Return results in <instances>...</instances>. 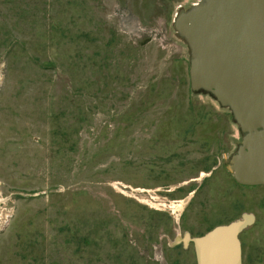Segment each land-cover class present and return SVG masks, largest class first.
Wrapping results in <instances>:
<instances>
[{
    "label": "rangeland",
    "instance_id": "374dc122",
    "mask_svg": "<svg viewBox=\"0 0 264 264\" xmlns=\"http://www.w3.org/2000/svg\"><path fill=\"white\" fill-rule=\"evenodd\" d=\"M196 1L0 0V264H198L246 216L242 264H264L244 133L175 27Z\"/></svg>",
    "mask_w": 264,
    "mask_h": 264
},
{
    "label": "water",
    "instance_id": "95a60500",
    "mask_svg": "<svg viewBox=\"0 0 264 264\" xmlns=\"http://www.w3.org/2000/svg\"><path fill=\"white\" fill-rule=\"evenodd\" d=\"M198 2L175 24L191 47L193 89L230 108L244 133L229 165L235 179L264 186V0ZM251 219L195 239L198 264H242L238 235Z\"/></svg>",
    "mask_w": 264,
    "mask_h": 264
},
{
    "label": "built area",
    "instance_id": "2783aa9c",
    "mask_svg": "<svg viewBox=\"0 0 264 264\" xmlns=\"http://www.w3.org/2000/svg\"><path fill=\"white\" fill-rule=\"evenodd\" d=\"M0 187H1V182H0ZM13 210L14 207H8L6 200L0 189V231L5 225H8L9 221H11L14 214Z\"/></svg>",
    "mask_w": 264,
    "mask_h": 264
},
{
    "label": "bare ground",
    "instance_id": "6f19581e",
    "mask_svg": "<svg viewBox=\"0 0 264 264\" xmlns=\"http://www.w3.org/2000/svg\"><path fill=\"white\" fill-rule=\"evenodd\" d=\"M241 164H242V162H241ZM226 235H227V234H226ZM207 249H208L207 247H204V248H203L204 251H207Z\"/></svg>",
    "mask_w": 264,
    "mask_h": 264
}]
</instances>
